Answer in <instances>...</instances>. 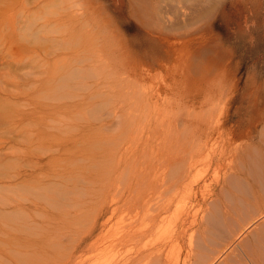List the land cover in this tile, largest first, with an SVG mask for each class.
Masks as SVG:
<instances>
[{
  "label": "bare ground",
  "instance_id": "6f19581e",
  "mask_svg": "<svg viewBox=\"0 0 264 264\" xmlns=\"http://www.w3.org/2000/svg\"><path fill=\"white\" fill-rule=\"evenodd\" d=\"M9 1L11 2V0ZM26 1L27 0H25V2ZM94 1L95 0H85V2H87V4H89L90 6L92 4L91 2ZM226 1L227 0H132L131 4L133 5L138 4L139 9L141 11V13L139 14L138 11L132 6V8H134V11L133 12L131 11L132 14L131 16H133L139 22L138 28L141 30L140 32L141 34H139L141 35V37L140 39L138 37V39L139 41H143L146 38L147 41L149 39L152 42V45H150L148 42L143 41V43L140 44V46L138 47H136L132 39H129L127 37H125L124 39L122 38V40H120L119 37H117L119 40L117 38H116L117 40L113 38L114 36L117 35L116 31L112 33L113 34L112 38L114 40L112 41L111 45L108 44V41L104 42V40L102 41L99 39L101 37L97 36L99 37L96 38L98 41H96L95 39L94 40L89 39V43L86 42V45L84 44L86 47H84L82 42L85 43V41L83 40L81 35L83 33L82 32L83 28H82V24H79L80 20H78L76 22L77 27L75 31V35H76L75 42L79 40L78 42H76L79 45V42L81 40L80 45L82 46L80 49L78 48V50H76V52L78 53H76L75 55H78L79 57L78 59H76V64H77V60H79L80 62H82V64L85 65V68L89 65L88 67H90L92 72H90V74L88 72L89 75L86 74L87 75L86 77L85 72L83 71L84 69H82L81 71L83 73L80 72V74H76V76L79 75V77L82 78L85 75L86 77V78L84 77L85 79H87L89 76H93L94 78H96V81L95 82L92 81L91 83H84V80L80 81V84L79 82L76 83L75 80L77 81L76 79L77 77H75L73 73H78L79 71L76 72L74 68L73 71L69 70L68 75H65L67 77L63 79H62L63 73L54 74V76L51 77V80L49 82L45 80L47 82L46 84L44 79L42 81V78L40 77V75L42 74V67L46 65V63L44 64L45 61H42L41 49H39V47L41 46L32 47L33 45H31L32 47L31 48V47H27L26 45L25 46L21 45V47L19 49H16L15 51L11 48H10L11 50L6 49V45L4 43L6 42L7 44V42L10 40L9 37L11 36L5 35L4 33H2V31H0V42L4 44L3 48H0V62L2 60L1 62L2 64L3 62H7L9 63V66H12L9 57L10 56L15 57L16 55L15 56L13 55L16 54L17 51L19 50L26 51V49L27 50L31 49L34 52V55H32L31 57L29 56L30 58L28 59V61H26L24 64H19L21 66H17V69L15 68L16 70L14 72V75H12L14 76L13 82H11L12 80L10 81L7 79V80H3L0 83L1 88H3L4 92L6 93L4 94L3 97H1L2 102H0V246L1 247L30 246V248H33L36 246L32 240H31L32 242L28 240L29 236L26 237L24 235L22 236L21 234H15L12 231L14 230L13 228L18 225L26 224V226H29L27 222L31 219V216H33V219L31 221V224L33 226H36V224L38 223L35 220L37 216L42 218V223L41 225L38 224V226L43 225V227L45 226V228H47L46 226L51 224L53 225L56 221H61L62 223H66L70 219H75L78 222L80 221V219L82 220L84 218L83 216L86 214L85 212H87L91 207L97 206V211H98L97 214L93 215L87 223L88 231L86 238L83 241L77 240L78 243L76 242L75 243L76 246H73L72 248V254H73L72 257L67 261H65L64 264H101L100 261H91V258L88 257L85 260H81L78 258V255L84 252L85 253L92 252L94 249L97 250L99 248V252L97 250V253L99 254L100 257H103V253H105L104 250L107 251L108 248H110V250L117 249L116 254H118L119 253L118 250L120 249V247L125 248L124 250L125 253L123 252L124 254L122 253L123 250L121 251V253L123 254L122 257H120L122 255L121 254L118 256L120 258L118 257L115 258L117 255L114 254V256L116 255L114 257L115 259L111 258L112 259L111 260L109 258L110 261L109 259L108 261L104 259L103 260L104 263L103 262L102 263L103 264H264V228H261L262 226H264V213L262 211L263 208L261 209L262 205L260 208L258 206V202L261 203L262 199L258 196V194H256V192H253L254 188L252 186V182L249 180L250 176H256L257 174H261L262 170H260L257 162H254L255 168L251 167L250 165L249 166L251 167L249 170V172H251L250 175L247 176L246 171L243 173V175L246 176L243 177L244 179L246 178V181H248L247 183L246 181H243V178L241 179L242 176H240L241 173L238 174V170H237L238 168L236 169L233 167L229 169L228 179H225L226 177L224 178V180H227L226 182H224V185L226 186L224 190L228 188V191L231 192L232 195H235L234 197L231 198L229 197L231 199V204L234 202L235 205H232L233 207L231 208L230 207L227 208V203L228 202L230 203V201L228 200V198L227 199L225 198L227 202H222L221 204H217L216 206H214L213 209L210 207L211 209L209 213L202 214L201 218H199L198 212L197 211L193 212V207H196L197 205L200 204V199H199L200 195L198 196V193L202 192L203 187L209 189L208 188L209 182L207 179H204V177L197 175L198 172L196 170V167L198 161L194 160V158L205 156L206 161H208V167L209 166L214 167V177H216L219 174L218 169L220 167L222 169L224 168L226 171L227 168L230 167L228 165H225V160H226V156H233V154L228 151L231 144H228L226 141L222 143L221 142L218 143L217 140H215L210 144L208 140L204 141L203 138L197 136L196 133L193 132V129H189L188 128L189 124L188 126L187 124H185L187 123V121L184 120L182 117H180L182 112L179 113V109L180 111H182L183 110V109L181 110L182 107H179L177 111H175V108H166L158 113V116L160 114L161 119L159 120L158 116H156L158 121H156L157 123L153 122V124L155 123V125L157 126V131L159 133L156 139L154 138V136H152L151 133L150 135H147V138L145 137L143 138L142 136H139L140 141H143V143L136 150L137 156L135 158H132L135 161L133 168L136 166L137 162H139L140 163L139 169L135 172L133 176L129 177L128 179L129 182L125 184L124 190L120 195L118 194L119 195L118 197L117 196L112 197L109 196L108 193H103L104 190L102 189V186L99 185V181L97 182V180L93 181L94 182L93 185L99 191L100 195H98V197H92V198L89 196H85L83 191L86 189L85 185L87 184L84 185L79 179L80 177L76 178L75 177L76 174L73 173L75 175L73 176L72 174L73 171L72 172L70 171V165L73 168L75 167V164L70 159L71 155H69L68 153H67L68 155H64V151L65 152L69 151V153H73L76 150L77 152L78 147L76 146H79V149L80 146H82L81 149L84 152L85 149L83 148L85 147L84 145L90 144L87 142L86 139L82 140L81 138L79 139L78 136L76 138L73 134L72 135L74 137L71 134H67V136H63L59 138V140H56L55 141L56 143L51 142L49 144L47 143L48 141L46 137L47 133L45 132V119L47 116L50 119L49 121L51 123L50 128H55L58 131L59 120L62 117V114L58 115L57 113H60L61 111H63V108L66 107H64L65 105L61 106L57 103L54 104L51 103L52 108H48L49 107L48 105H50V103L46 105L42 101L43 94L46 91L52 92V89L58 91L57 94L59 95V100H61L62 98L71 99L72 103L66 105L68 108L71 106L84 105L85 103H87L88 100L85 101L87 96L79 94L78 90L81 89V87L84 85L91 86L92 89L90 88L89 89L92 91V93L95 96L99 95L101 97L102 95L101 102L94 104L93 107L96 108L98 111H102L104 107L108 108L107 116L111 119V121H109L111 122L110 125L108 124L109 122L103 123L99 126V129H102L101 131L115 130L116 132L114 134H110L106 136V138H104L105 140L100 142L101 146L98 148L99 151H97L94 158L97 161L102 160L100 161L102 163L104 161L106 165L109 164V167L111 164V167L113 168L112 173H114V167H113L115 165L114 163L116 162L118 165H121L122 162L121 158L126 152V144L128 140L127 138L130 137V135H127V131H128L127 129H129L130 131L132 130L134 131L138 129H142V130L147 129L149 125L148 124L149 118L151 119L152 116V115L148 116L149 118L146 116L148 119V123H146L147 120L143 119L145 121L144 122L141 119L144 122L141 124L140 119H138V117L141 114L135 115V117L134 114L142 113L146 110L149 111L151 106L144 101L145 99L141 100L138 103L134 102L127 104L122 102V99L126 93L132 91L133 92L141 91L140 84L137 81H134L131 78L129 82H126L125 81L127 80L126 77H122L120 75L115 76L108 71L95 72L92 69H98L99 67L102 68L104 66L106 68L107 66L113 67V65L114 67L116 65H118V67L122 65L131 66L136 69L144 66L152 69L155 63L160 62L159 57L157 55V53H159L158 49L155 48V45L153 44L155 43V41H158L154 39L156 35L157 37L161 38L160 40L162 42H166V43H170L173 40V42H181L182 44H185L189 39L199 38L200 35H202L206 29L214 25L213 23L214 21H216L215 19L221 10V7L225 4ZM74 2L76 3V1ZM175 2L176 3L182 2L183 5L182 6L178 5ZM208 15H211L210 19H208L205 23H202V20L206 18ZM79 17L82 16L79 15ZM103 22H102L103 25L106 24L107 26H110V23L112 22L115 23L112 16L109 14H103ZM106 25H104L105 28ZM22 26L23 25H21V27L19 26V29L20 28L22 29L24 27ZM153 28L158 29L160 31V32L157 31L159 32V34H157V32H155L156 30H154ZM22 34H24L23 31ZM102 34L105 33L102 32ZM37 43L40 45L39 41ZM94 46L96 48V52L95 53L93 52L94 55H92V51H95L93 50ZM134 47H136V49H134ZM91 48L92 51L90 52ZM138 51L145 52L143 54V56H145V59L144 57L139 55ZM82 53L83 55L88 54V57H85V55L83 56ZM75 57L77 58V56ZM164 61L165 60L163 59L162 63ZM76 66L78 68L80 67L78 66V64ZM87 69L89 70V68H86V70ZM101 73L103 75L102 77H107L104 81L97 80L102 78V77L98 78V76H101L100 75ZM9 74L10 72L8 73V76ZM89 78L92 79L91 77ZM87 81L88 80H85V82ZM99 81L103 83H107L108 87L112 88L111 92L113 93V99L116 100V103L118 102V104H116L110 110H109L110 100H108L109 98H103L104 91L99 89V85H100ZM61 82L62 83L65 82L68 85L75 82L76 85L77 84L78 85L76 88V85L74 84L73 88L76 89L74 91L72 90V92L69 94H66L65 93L66 90L65 91L63 90L65 87L64 85L62 87L63 89L61 88V90L63 93H65V95L61 97V94L58 89L60 88ZM11 83H13V89L16 88L17 90V93L15 94L17 95L16 98L27 97V96L31 97L29 100V104L28 102H26L28 108L22 112L19 111L18 109H13L14 106L12 107V104L14 102L11 104V97H14V95L12 94L13 89H11L12 92L9 93L10 92L9 88ZM67 89L69 90V87H67ZM46 94H44L45 97ZM50 94L54 95L52 93ZM142 94L144 95V97H146L145 92H142ZM32 97H36V98L34 99ZM105 97H107V95H105ZM50 98L53 99V100L51 99L52 102L55 100V97L51 96ZM76 98L77 100L75 101ZM120 101L122 102V104ZM24 107L27 106L25 105ZM93 113H99V112H93ZM180 119H182L183 121L180 122L179 121ZM150 122L152 123V120ZM179 123L185 124L186 127L178 128ZM216 125L215 124L213 125L212 123V127H216ZM57 131L55 133H57ZM55 133H53L54 137H58V133L57 134ZM121 140H123L122 141L123 143L121 142ZM140 143L141 142H139V144ZM154 146H156L155 149ZM208 147H210L211 150L208 151V149H210ZM85 150H86L85 152L89 153L87 151L88 150L87 148ZM83 152L81 153L83 154ZM126 154L128 157V151ZM68 157H69V163L67 162ZM84 157L86 158L85 161L89 159V156L86 157L85 155ZM77 160L81 161L79 159ZM83 160L84 158H82V161ZM112 164L114 165L112 166ZM77 165H79V163H77ZM83 165L79 166L77 170L78 174H81L82 171L86 169V167L84 168ZM103 165L104 163L100 166ZM244 165L245 164H243V166ZM235 166L237 167L238 165ZM109 167L107 165L105 169L107 168L109 170ZM100 171L102 172V170ZM111 171L112 169L107 172L111 173ZM103 174L105 173H102V175ZM105 175L102 177H105ZM120 176L122 175H118L119 179L121 178ZM61 185L68 190V194H66L65 195L66 197H64L63 199L58 200L57 190L58 187ZM245 186L246 187L250 186L252 190L251 191L247 190L248 193H246ZM221 188H223V186H221ZM233 188H235L236 191L232 190ZM75 189H77V192L75 191ZM249 192L252 193L251 197L249 196ZM130 196L132 199H137V200L127 201L128 197ZM66 203H75L77 205L76 213L72 217H70L68 214H64L61 211L62 206L65 205ZM108 203L111 204L109 205ZM117 203H118V207L120 206V204H122L123 207L127 206L131 216L129 219V223H126L128 227L124 229V232L120 237V239L116 240V238L114 237L110 241L111 245H117L120 243L127 244L134 241L140 246H107L104 248L99 247L106 245L108 242V238L104 234V230L107 228V225L109 224V222L112 220L113 217V213H110L109 210H111V207L113 208V205H116ZM252 204L253 207L257 208L258 210L254 212L255 208L254 210L251 209L254 214L252 215L248 213V215L249 214L252 215L251 219L254 218L255 216H258L255 217L257 218L256 221H253L251 224L253 227H255V229L257 228L258 237L260 238L258 240L260 242L263 240L262 243L263 246H249V245L243 246L241 242L243 233L240 232V230L239 232L238 230L234 232L235 225L234 227H232L233 225L232 221L236 219V216H239V218L242 219L243 218L242 216L244 215V213L248 212V208L252 207L250 206ZM48 205L54 210L48 212L49 209H46L48 208ZM173 209L182 212L181 217L173 222V227H171V229L166 235L159 237L155 236L151 232L152 228L156 225L158 221L165 220L166 215L169 212H171ZM246 220L248 219H244V222ZM138 222H140L141 224L139 229L140 231L138 230L137 227ZM205 224L208 225L210 224L211 226H209L208 234L205 231H203L205 232V235L204 236L202 235L203 239L202 238L200 239L202 241L204 240L206 242L207 240L208 241L210 239L212 240L213 235L214 237L217 235L218 236L224 235L223 232L228 230L230 233L234 232V234L232 233V235H230L231 237H229V240L227 241H225L227 238L225 240L223 238V241H225L223 246H219L220 241L218 243L219 244L218 246L201 245L199 246V248H195V246L194 247L189 246L185 254L179 252L177 255L172 250L167 249L168 243L173 242L177 240L180 236L187 234V232L191 227L195 225H198L199 227ZM248 226L247 228L245 226H242V228L248 229L249 228ZM246 240L248 239L246 238ZM216 242H214V244H216ZM37 244H39V242H37ZM11 248L13 250L10 251H17V252L21 251V250L19 251L18 248L17 250H15V247H11ZM24 249L26 250V248ZM24 249H22V252ZM0 250L5 251L3 252L4 254L0 252V258L1 259H3V257L7 258L8 251L6 250V248L4 249L0 248ZM40 250L42 253L40 252ZM43 250L44 248L42 247L39 248V251L35 254L37 255V258L39 257L43 258V254H44ZM26 251L24 252L29 253V251L27 252ZM11 253L12 252H10V254ZM20 255L23 256V254H19L18 255L19 258ZM19 258L17 259L19 260V262L20 260L21 262L27 260L26 263L24 262L25 264H34L26 257H25L26 260L24 259V261L23 259H19ZM37 258L35 261L37 263L41 262L40 260H37Z\"/></svg>",
  "mask_w": 264,
  "mask_h": 264
},
{
  "label": "rangeland",
  "instance_id": "374dc122",
  "mask_svg": "<svg viewBox=\"0 0 264 264\" xmlns=\"http://www.w3.org/2000/svg\"><path fill=\"white\" fill-rule=\"evenodd\" d=\"M74 1H76V3ZM27 2L28 0L26 2L25 0H11V2L9 0H0V31H2V33H4L5 35L11 36L9 37L10 40L7 42V44L6 42L4 43L6 45V49L11 48L15 51L16 49H19L21 45H26L27 47H31V45H33L32 47L41 46L39 47V49H41L42 61H45L44 64L46 63V65L42 67V74L40 75L42 81L44 79V81L47 80V82H49L54 74L60 73H63V79L67 77L65 75H68V71H73L74 68L76 72L79 71L78 73H73L74 76L77 77V81L75 80L76 83L79 82L80 84V81L83 80L84 83H91L92 81H96V78H94L93 76H89L92 79H90L89 77L85 79L87 75L92 72L90 67H88L89 65L86 67L89 68V70L87 69L88 71L86 70L85 65L82 64V62H80L79 60H77V64L80 67L78 68L76 66V59L79 58L78 55H75L76 53H78L76 52V50H78V48L80 49L82 46L80 45L81 40L79 42V45L78 43H76L79 40L75 42V31L77 27L76 22L78 20H80V23H78L82 24L83 28V33L81 34L83 40L85 41V43L82 42L83 45H86V42L89 43V39H95L96 41H98L96 38L99 37H101L99 39L102 41L104 40V42L108 41L109 45H111L112 41L114 40L113 38L116 39L117 37H119L120 40H122V38L124 39L125 37L132 39L136 47L140 46L143 41L148 42L150 45H152V42L149 39L147 41L146 38L143 41H139L141 37V35H139L141 34V30L138 28L139 22L133 16H131V11L133 12L134 8L138 11L139 14L141 13V11L138 4H131L132 0H95L94 2H91V6L87 4L85 0H29V2ZM176 4L181 6L183 5L182 2ZM132 6L134 8H132ZM103 14L111 15L115 23H110V26L104 24L106 25L105 28V26L103 25V23H105L103 22ZM79 15L82 17H79ZM210 16L211 15H208L206 18H204L202 20V23H205L208 19H210ZM215 20L216 21H214L213 23L214 25L206 29L199 38L189 39L185 44H182L181 42H173V40L170 43L162 42L160 40L161 38L157 37L156 35L154 39L158 41H155V43L153 44L155 45V48L158 49L159 53H157V55L160 62L155 63L152 69L144 66H142L144 69L142 67L136 69L134 67L125 65L119 67L118 65H116L115 67L114 65L113 67L107 66L108 70L105 66L102 68L99 67L98 69H92L95 72L108 71L115 76L120 75L122 77H126V82H129L131 78L132 80L137 81L140 84L141 91H132L126 93L122 99V102L127 104L134 102L138 103L141 100L145 99L144 101L151 106L149 111L146 110L144 111L145 113L142 112L144 115L142 113L134 114V117L135 115L141 114L139 116L140 118L138 117L141 124L145 122L144 120H147L146 123H148L147 117L152 115L151 119L148 117V124L150 126L148 125L149 128L147 127V129L143 130L138 129L130 131L129 129H127V135H130V137L127 138L128 140L126 144V152L121 158V165H118L116 162L114 163L115 165L112 164V166L114 165L113 167L115 174L112 173L113 168L111 167V164L110 167L109 164H107L109 170L107 168L106 170V163L103 161L104 165L100 166L103 164L102 162H100L102 160L97 161L94 158L97 151H99L98 148L101 146L100 142L105 140L104 138H106V136L116 133L115 130L101 131L102 129H99V126L101 124L111 121V119L107 116L108 108L104 107L102 111H98L93 107L94 104L101 102L102 95L101 97L99 95L95 96L90 90L92 89L91 86L84 85L81 87V89L78 90V93L87 96L85 101L88 100V104L85 103L84 105H75L67 108L66 105L72 103L71 99L62 98L61 100H59V95L57 94L58 91L52 89V92L48 91L49 94L46 91L44 93L48 94H46V97L43 94L42 101L46 105L50 103V105H48V108H52L51 103H57L61 106L65 105L64 107L67 108V110L66 108H63V111L57 113L58 115L62 114V117L59 120L58 131L55 128H50V119L48 118V116L46 117L45 132L47 133V143H56V140H59V138L63 136H67V134H73L76 138L78 136V138H81L82 140L86 139L87 142L90 143L89 145L86 144L84 145L85 147H83L85 149L87 148V151L89 153L85 152V149L83 152L81 149L82 146H80V149L79 146H76L78 147L77 152L76 150L73 153L64 151V155H71L70 159L75 164V167H73L74 169L70 165V171H73L72 174H76V176L74 174L73 176H75L76 178L80 177L79 179L81 180V182L84 185L87 184L85 185L86 189L83 191L85 196H89L92 198L98 197V195H100L99 191L93 185V181L97 180V182L99 181V185L102 186V189L104 190L103 193H108V195L112 197H118L124 190L125 184L129 182V177L133 176L139 169V162H137L136 166L133 168L135 161L132 159L137 156L136 150L143 143V141H140L139 136L147 138V135H150L151 133L152 136H154V138L156 139L157 135L159 134L157 131V126L155 125V123H157L156 121H158L156 117L158 116V113L166 108H175V111H177L179 107H182V111H180L179 109V113L182 112L183 114H181L180 117L187 121V123L185 124H187V126L189 124V129H193V132L196 133L197 136L203 138L204 141L208 140L210 144L215 140H217L218 143L226 141L228 144H231L228 151L233 154V156H226L225 160V165H228L230 167L227 168V171L224 168L222 169L220 167L218 169L219 174L216 177H214V167H208V161H206L205 156L194 158V160L198 161L196 167V170L198 172L197 175L208 180L209 189H207L206 187L205 189L203 187L205 191L202 189V192L198 193V196L200 195V204L196 207H193V212L197 211L199 214V218H201L202 214L209 213L210 209H213L217 204L227 202L225 198H228V200L230 201V203H227V208L233 207L232 205L235 204L234 202L231 204L230 198L234 197L235 195H232V193L228 191V188L224 190V188H226L224 182L227 181L224 180V178L226 177L225 179H228L229 169L234 167L236 169L238 168V174L241 173V179L243 178V181H246V178L244 179V177L246 176H244L243 173L246 171L247 176H249L251 173L249 172L250 168H255L254 162H257L260 170H262L261 174L250 176L249 180L252 182V186L255 190H253V192H256V194H258V196L262 199L261 203L258 202V206L260 208L262 205L261 209L263 208L262 211L264 213V0H227L221 7V10ZM21 25H23L24 27L22 26L23 28L19 29V26L21 27ZM154 30H156L155 32L159 31L158 29ZM22 31L24 34H22ZM114 31L117 32V35L113 37L112 33H114ZM102 32H104L105 34H102ZM159 32H157V34H159ZM38 41L40 45L37 43ZM4 44L0 42V48H3ZM85 45L84 47H86ZM136 47H134V49H136ZM93 48V50L95 51H92V48L90 50V52L92 51V55H94L93 52H96L95 46ZM32 52L33 51L31 49H26V51H17V53L13 55H16L15 57H9L12 66H9V63L7 62H3L2 64L1 60L0 83L3 80L7 79L10 81L12 80L11 82H13L14 76L12 75H14L17 66H21L19 64H24L26 61H28V59L32 55H34V52L33 54ZM138 53L145 59V56H143V54L145 53L144 51H138ZM84 55L85 57H88V54ZM75 56H77V58ZM163 59L165 61L162 63ZM82 69H84L83 71L85 72V75L87 74L86 77L84 75L85 78H80L79 75L76 76V74H80V72L83 73L81 71ZM9 72L10 74H12H9L8 76ZM100 75L101 76H98V78H101L103 76L102 73ZM106 78L107 77H102L101 79L97 80L104 81ZM85 80L88 81L85 82ZM75 82L69 85L65 82L60 83L61 85L58 89L61 97H63L65 93L69 94L72 92V90L74 91L77 88L78 84L76 85ZM74 84L76 85L75 89L73 88ZM64 85L65 87L63 89L62 87ZM67 87H69V90L67 89ZM61 88L64 91L66 90V92L63 93ZM11 89H13V83H11L10 85L9 93L12 92ZM99 89L104 91L103 98H109L108 100H110L111 104L109 103V110L116 104H118V102L116 103V100L113 99V93L111 92L112 88L108 87L107 83L100 82ZM54 92L56 95L54 94ZM142 92L146 93V97H144ZM16 93L17 90L15 88L12 92L15 98L11 97L10 95L11 104L13 102L16 103L12 104V107L14 106L13 109H18L22 112L28 108L26 102H28L29 104V100L31 97L27 96L16 98ZM50 93L54 95H51ZM4 94L6 93L0 86V102H2L1 97H3ZM105 95H107V97H105ZM51 96L55 97V100L53 102V99L50 98ZM32 98L35 99L36 97ZM76 100L77 98L75 99V101ZM25 105L27 107H24ZM91 111L99 113H93ZM158 118L159 120L161 119L160 114ZM141 119H144V122ZM151 120L152 123L150 122ZM179 121L181 122L183 120L180 119ZM153 122L155 123L153 124ZM212 123L213 125L217 124L216 127H212ZM108 124L110 125L111 122H109ZM185 124L179 123L178 128L186 127ZM52 131L53 133L57 131L58 137H54ZM123 140H121V142ZM139 142L141 143L139 144ZM155 147L156 146H154V149ZM209 150H211V148L208 149V151ZM127 151L128 157L126 154ZM81 152H83V154ZM83 155H86V157L89 156V159L85 161L86 158ZM82 158H84L83 161ZM77 159L81 161H78ZM67 162L69 163V157ZM77 163H79V165H77ZM243 164L245 165L243 166ZM82 165L84 168L86 167V169H84L81 174H78L77 170L79 166ZM235 165L238 166L236 167ZM250 165L251 167H249ZM131 167L133 168V170ZM244 167L246 168V170ZM110 168L112 169L111 173L107 172L111 170ZM100 170H102V172ZM102 173H105L107 176L105 174L102 175ZM104 175L105 177H102ZM118 175H122L120 176V179ZM246 182L248 183V181ZM221 186H223V188H221ZM245 189L246 193L252 190L250 186H247ZM232 190L236 191L235 188H233ZM75 191L77 192V189H75ZM57 194L58 200H61L66 197L65 195L68 194V190L61 185L58 187ZM249 196H252L251 192H249ZM136 200L137 199H132L131 196L127 199V201ZM250 206L252 207L248 208V212L244 213L242 219H240L239 216H236V219L232 221V227H234L235 225V230L233 229L234 232H236L237 230L239 232L240 230V232L243 233L241 239L243 246H263V240L261 242L258 240L260 238L258 237L257 228L255 229V227H253L251 224L253 221H256L257 218L255 217L258 216H255V219H251L252 215L254 214L252 210H254L255 207H253V204ZM76 208L77 205L75 203H66L62 206L61 211L64 214H68L70 217H72L76 213ZM46 209H49L48 212L54 210L49 205ZM256 210L258 209L255 208L254 212ZM109 211L110 213H113V217L107 225V228L104 230V234L108 238V242L106 245L99 247L104 248L107 246H140L134 241L127 244L120 243L117 245H111V239H113L114 237L116 238V240L120 239L124 232V229L128 227L126 223H129L131 214L127 206L123 207V205L120 204V206L118 207V203L116 205H113V208L111 207V210ZM97 212V206H93L87 212H85L86 214L83 216L84 218L82 220L80 219V221L78 222L75 219H70L66 223L56 221L53 225H48L50 227L46 226L47 228H45V226L43 227V225L38 226V224L41 225L42 218L37 216L35 220L38 223L36 224V226H33L31 224L33 216H31V219L27 222L29 226H26V224L18 225L15 226L13 228L14 230L12 231L15 234H21L22 236L24 235L26 237L29 236L28 240H30V242L33 241L36 246L33 248H30V246H0L1 249L6 248V250L8 251L7 258H0V264H22L24 262L26 263V258L34 264H64L65 261L72 257V248L73 246H76L75 243H78V241H83L86 238L88 231L87 223L93 215L97 214ZM248 213L252 215H248ZM181 215L182 212L173 209L166 215L165 220H161L156 223L151 232L158 237L166 235L171 227H173V222L176 219L180 218ZM244 219L248 220L244 222ZM198 225L191 227L187 234L182 235L177 240L168 243L167 249L172 250L177 255L179 252L185 254L189 246H195V248H199V246L201 245L218 246L219 241V246H223L224 242L229 240V237H231L230 235H232V233L234 234V232L230 233L228 230L223 232L224 235H217L215 237L213 235L212 240H209L210 242L208 240L206 241L208 244L203 240L206 243L205 244L200 239H203L202 235L204 236L205 232L207 234L209 233V226L211 225L205 224L199 227ZM241 225L245 226L246 228L249 225V228L244 229ZM140 226L141 224L140 222H138V230L140 229ZM261 228H264V226H262ZM250 231H252L253 233ZM223 238L224 240L226 238L227 239L223 241ZM246 238L248 240H246ZM37 242H39V244H37ZM214 242H216V244H214ZM39 246L44 248L43 258H37V255H35L39 251ZM11 247H15V250H17L18 248V250L21 251H10L13 250ZM24 248H26L29 253ZM123 248L120 247V249L118 250V254H116L117 249L110 250V248H108L107 251L104 250L105 253H103V257H100L97 253V250L99 252L98 248L97 250L94 249L92 252L80 253L78 255V258L81 260H85L88 257L91 258V261H100L101 264H103L104 259L108 261L109 258H114L116 255L117 256L115 258H117L119 255H121L125 250V248ZM22 249H24L23 252ZM24 251H26L27 253H25ZM0 252L3 253L5 251L0 250ZM10 252L12 253L10 254ZM19 254H23V256L20 255L19 258ZM114 254L116 255L114 256ZM123 254L120 257H122ZM18 258L23 259V261L25 259L26 261L21 262L20 260V263L19 260H17ZM36 258L41 262L37 263L35 261Z\"/></svg>",
  "mask_w": 264,
  "mask_h": 264
}]
</instances>
